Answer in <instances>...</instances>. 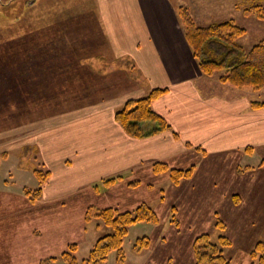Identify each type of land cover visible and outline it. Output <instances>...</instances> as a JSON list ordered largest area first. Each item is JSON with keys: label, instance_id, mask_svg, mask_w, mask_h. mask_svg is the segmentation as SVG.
<instances>
[{"label": "crops", "instance_id": "1", "mask_svg": "<svg viewBox=\"0 0 264 264\" xmlns=\"http://www.w3.org/2000/svg\"><path fill=\"white\" fill-rule=\"evenodd\" d=\"M184 2L87 0L83 7L98 24V34L86 44L74 30L59 37L66 46L44 54L46 63L39 55V78L33 88L39 94L28 92L25 84L29 82L24 78L21 92L22 122L29 120L26 115L31 109L37 119L29 122L31 126L17 142L23 141V150L37 148L42 157L36 158L39 165L51 173L41 202L118 176L124 179L105 186L127 187L131 172L139 167L149 169V181H156V162L171 167L178 161L183 165L172 168L179 169L194 166L192 178L180 185L188 186L193 194L195 188H208L211 194L206 197L224 204L223 214L215 207L213 212L215 227L218 220L223 222L224 234L232 242L226 249L231 264H257L250 253L257 242H264V107L253 108L249 89L231 92L228 85L209 82L179 17ZM79 24L86 23L77 21L74 26ZM67 54L72 58L71 68L64 73ZM52 89L55 96L50 95ZM153 89H168L152 108L171 131L132 138L115 115L127 101ZM6 127L0 130V153L9 152ZM190 156L196 161L189 164ZM255 156L259 158L256 163ZM57 181L58 188L69 189L52 192L48 185ZM5 182L9 187V180ZM8 200L9 191L0 192V264H29L28 249L26 253L19 249L15 256L12 236L9 241Z\"/></svg>", "mask_w": 264, "mask_h": 264}, {"label": "rangeland", "instance_id": "2", "mask_svg": "<svg viewBox=\"0 0 264 264\" xmlns=\"http://www.w3.org/2000/svg\"><path fill=\"white\" fill-rule=\"evenodd\" d=\"M86 1L0 0V130L7 126L5 131L10 136L9 152H6L0 163V192L6 195L9 191V229H12L9 241L12 236L15 256L21 251L19 249L24 250V253L28 249L29 264H69L63 258V254L69 252L77 264H85L84 260L89 258L96 242L113 232L110 226L96 216L100 211L109 207L117 208L121 212L134 211L138 206L147 204L159 217V223L137 222L128 226L122 244L123 258L119 259L117 251H112L107 260L97 264H194V240L202 234H209L211 241L216 243L224 234L215 227L213 212L215 207L214 211L217 209L219 215L223 214L224 204L215 203L206 197V194H211L208 188H195L196 194H193L188 186L180 185L183 180L178 185L173 184L168 173L156 174V181L152 179L150 182L147 176L149 169L139 167L135 172H131V182L141 181L136 187L119 184L108 188L102 183H97L93 185L92 191V188H81L75 194L65 193L57 199L44 198L42 202L35 203L26 195H22L25 186L29 190L39 187L33 169L38 167L44 172L49 171L44 164L39 165L36 158L41 160L42 157L37 148L28 147L23 150V141L17 142L31 126L29 122L37 119V116L31 113L30 106L31 110L26 115V118H30L22 122L21 92L23 82L25 83L23 78L28 79L30 84H25L29 88L28 92L37 97L39 90L33 88H36L39 78V55H47L48 51L56 52V48L61 50L66 43L59 37H67L74 30L82 34L84 40L81 42L86 44L92 35L98 34V24L90 20L92 16L87 14L84 8ZM184 1L195 17V22L203 27L229 20L236 21L246 30V33L237 39V43L246 52L264 41V19H259L253 13H246L250 8H264V0ZM77 21H85L86 24L75 27ZM17 37L24 38L26 46L23 54L14 56V53H9V47L14 45ZM41 60L43 63L48 61L45 56ZM71 60L67 54L63 62L66 65L63 66L64 73L70 72ZM223 74L224 70L206 77H209L210 83L222 84L219 79ZM41 85L44 86L45 83ZM228 88L233 90L231 92H238ZM54 91L55 89H52L50 95L55 96ZM246 91L253 93V101L264 102V91ZM195 161L194 157H189V164ZM256 161H259V158L255 156L254 163ZM176 165L183 164L178 161L171 163V167ZM163 175L168 176V180L166 176L162 177ZM6 180H9V187L5 184ZM72 181L71 179V183ZM58 182L51 187L49 184L48 188L52 192L65 189V185L58 188ZM69 187L67 186L66 190ZM144 237L150 240V244L137 250L138 239ZM73 246H76V249L72 250ZM49 259L55 260L48 261Z\"/></svg>", "mask_w": 264, "mask_h": 264}, {"label": "trees", "instance_id": "3", "mask_svg": "<svg viewBox=\"0 0 264 264\" xmlns=\"http://www.w3.org/2000/svg\"><path fill=\"white\" fill-rule=\"evenodd\" d=\"M247 14L253 13L259 19H264V8L255 7L246 10ZM179 17L182 21L185 36L199 61V66L205 76H212L217 71L224 70L219 81L235 89H249L253 92L264 91V41L255 45L249 52L237 43L246 30L239 26L236 21L229 20L203 27L195 22L190 8L183 6L179 8ZM24 38H16L14 45L9 47V53L19 56L24 53L26 43ZM24 50V51H23ZM168 93V89H153L146 96L132 99L126 102L124 107L117 111L115 119L123 128L125 133L132 138H148L165 131H171L168 122L158 115L152 108L155 100ZM253 108H263L264 102H253ZM176 135V134H175ZM6 152L0 153V163L5 158ZM194 166L187 169L172 168L167 163L156 162L153 165L155 174L168 173L173 184H179L182 180L190 179L194 173ZM35 177L39 187L34 190L25 187L24 194L33 203L42 198L43 187L48 182L51 173L34 169ZM124 176H118L103 181L104 185L110 186L123 180ZM139 181L129 183V186H139ZM128 186V187H129ZM107 226L113 229L109 235L101 237L91 251L85 264H97L105 261L112 251H117L122 259L124 252L122 244L128 231V226L137 222L159 223L160 219L153 209L147 204L138 206L134 211L121 212L117 208H107L97 215ZM216 228L224 233L225 225L218 220ZM219 241L213 243L209 234L198 236L193 242L194 264H231L226 255V249L231 247V240L221 235ZM137 250L144 249L150 244L146 237L138 239ZM71 249V248H70ZM76 249L73 246L72 250ZM226 252V253H225ZM257 264H264V242H257L251 253ZM63 258L69 264H77L76 259L69 252L63 254ZM55 259H49L53 261ZM44 264V263H43Z\"/></svg>", "mask_w": 264, "mask_h": 264}]
</instances>
